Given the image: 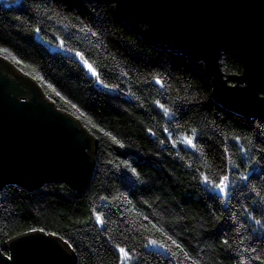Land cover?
I'll list each match as a JSON object with an SVG mask.
<instances>
[{
    "label": "trees",
    "instance_id": "trees-1",
    "mask_svg": "<svg viewBox=\"0 0 264 264\" xmlns=\"http://www.w3.org/2000/svg\"><path fill=\"white\" fill-rule=\"evenodd\" d=\"M10 2L0 0V56L34 79L57 109L77 118L97 151L84 192L57 183L0 189V251L8 255V240L43 229L73 245L75 250L65 244L74 264H118L115 244L134 250L138 259L129 264H264V227L254 222L264 224V160L252 164L264 148V115L249 118L224 109L195 65L146 42L109 2L21 0L8 7ZM85 25L98 35L78 31ZM60 40L73 51L60 48ZM76 51L110 88L85 71ZM219 66L226 79L241 73L228 51ZM156 100L175 118L164 117ZM192 128L197 148H173L169 135L179 141ZM228 170L236 178L248 174L250 181L247 187L239 182L225 204L205 191L200 175L218 179ZM96 213L103 226L95 222ZM148 238L166 244L175 258L161 248H144Z\"/></svg>",
    "mask_w": 264,
    "mask_h": 264
},
{
    "label": "water",
    "instance_id": "water-1",
    "mask_svg": "<svg viewBox=\"0 0 264 264\" xmlns=\"http://www.w3.org/2000/svg\"><path fill=\"white\" fill-rule=\"evenodd\" d=\"M103 1L146 42L185 56L224 109L249 118L264 115V0ZM224 51L241 68L229 79L219 66ZM96 151V140L77 118L57 109L34 79L0 56V189L57 183L84 192ZM4 250L8 255L0 251V264L75 262L60 239L39 231L11 238Z\"/></svg>",
    "mask_w": 264,
    "mask_h": 264
},
{
    "label": "snow or ice",
    "instance_id": "snow-or-ice-1",
    "mask_svg": "<svg viewBox=\"0 0 264 264\" xmlns=\"http://www.w3.org/2000/svg\"><path fill=\"white\" fill-rule=\"evenodd\" d=\"M12 2L20 3L21 0H11V2L8 4V7L12 6ZM49 19H51V17H49ZM86 30L92 36L98 35L97 32L91 31V29H89L87 25L78 29V31H80V32H85ZM33 31L35 33L39 34L41 31V28L35 27L33 29ZM59 47L62 49H65V41L64 40H60ZM65 50L68 52L73 51V49H71V48H66ZM3 51L7 52L8 50L3 49ZM75 56L79 58V60L81 61L83 66L88 70V72L91 74V76L95 77V80L97 83H100L104 88H110L111 87L107 83H104L103 79L101 78L100 72L97 70V68H95L88 61V59H86V57L83 53H81L80 51H76ZM154 82L156 84L160 85L161 88L165 87L164 82L159 77H155ZM49 87H52V86L49 85ZM56 94L60 95L59 92H57ZM154 104L156 107H158L159 109L162 110V114L164 117H167L169 120H172L175 118L174 112H171L169 110V108H167L163 103L160 102V100L154 101ZM73 107H76V105H73ZM148 131L152 135H155V133H153L151 129H149ZM257 131H259V129H257ZM164 132L168 133L169 129L167 127L164 128ZM109 135H111V134H109ZM197 138H198L197 137V130L195 128H192L191 133L190 134L186 133L182 137V139L179 141L173 140L171 135H169V137H168L169 141L172 143L173 148L176 147L177 143H183L185 145V147L191 148L193 150H195L197 148V143H196ZM112 139L114 142L119 143V141H117L115 137H112ZM234 139L237 143H239L241 138L239 136H237V137H234ZM160 142H161V144L164 143L163 140H161ZM121 146H123V145H121ZM240 151L246 153L248 151V149L241 148ZM228 153H229V150L227 147H225L224 154H225L226 158L228 157ZM258 155H259V159L252 161V164L257 165V166L259 165L261 160H264V148H261L258 150ZM249 159H251V158H249ZM131 171L134 175L137 176V178L139 177V174L137 173L135 168H132ZM249 171H251V169H249ZM262 171H264V169H262ZM230 172H231V170L226 171L224 174L219 176L218 179H210L209 175L206 173H203V172L200 175V183L204 186L205 191L208 192L209 195L213 199H216L219 202L225 203V204L232 198L233 192L236 189L237 184L239 182H241V181L244 182V186L247 187L248 182L250 181V176L248 174H241V175H239L238 178H236V177H233L230 174ZM252 218L254 219V217H252ZM145 219H147V217H145ZM95 222L97 224H100L101 226H103L105 224V220H104L102 214H100V213L95 214ZM254 222L256 225H261L262 227H264V224H262L261 220L254 219ZM31 231L35 232L37 230L32 229ZM38 231L43 232V229H39ZM158 231H162V230L158 229ZM53 235H55V234H53ZM168 240H171L172 244L175 245L176 248L183 251L181 245L178 244L174 239H172L171 236H168ZM65 244H68L69 247H73V245L71 243H69V241H65ZM223 245H228L227 239H225L223 241ZM114 247H115V250L117 253L118 264H129L130 261L138 259V257H135L133 255V251H134L133 249H130L127 246H121L120 244H115ZM143 247L144 248H149V247L161 248V249H164L166 252H168L170 254L171 258H175V256H176V254L174 252H172L171 248H169L166 244H164L161 241H158L156 239L148 238L147 243L144 244ZM73 250H75L74 247H73ZM251 251L256 252V249L252 248ZM253 259L261 260L262 258H261V256H255V257H253ZM241 264H242V262H241Z\"/></svg>",
    "mask_w": 264,
    "mask_h": 264
}]
</instances>
